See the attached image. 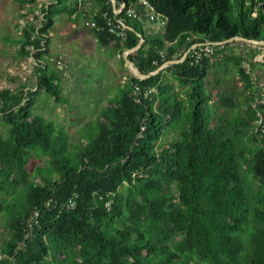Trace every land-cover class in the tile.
<instances>
[{"label":"trees","instance_id":"trees-1","mask_svg":"<svg viewBox=\"0 0 264 264\" xmlns=\"http://www.w3.org/2000/svg\"><path fill=\"white\" fill-rule=\"evenodd\" d=\"M80 1L98 45L112 42L121 55L142 37L127 59L143 75L195 43L264 41V0H145L166 20L155 32L144 31L152 22L138 0H120L114 7L124 4L115 17L126 26L123 39L105 25L104 13L114 17L109 0ZM20 2L22 9L27 0ZM77 2L50 0L40 8V27L27 25L15 40L19 53L36 61L35 87L0 89V215L7 230L0 264H264L262 88L254 96L259 87L237 54L230 58L245 94H213L205 81L212 58L234 40L196 64L189 52L155 75L127 80L98 113L88 140L71 151L67 133H56L32 106L40 92L60 101V77L44 57L46 34L59 14L82 17ZM214 99L234 115H214ZM242 139L250 144L239 146ZM32 160L44 165L30 171Z\"/></svg>","mask_w":264,"mask_h":264},{"label":"rangeland","instance_id":"rangeland-1","mask_svg":"<svg viewBox=\"0 0 264 264\" xmlns=\"http://www.w3.org/2000/svg\"><path fill=\"white\" fill-rule=\"evenodd\" d=\"M49 2L50 0H27L21 9L20 0H0V89L14 90L19 84H25L26 89L35 87L38 76L34 72L36 61L30 54L21 55L19 43L15 40L21 36L22 29L27 25H32L34 30L40 27L43 17L40 8ZM68 2L73 5L75 0ZM85 5L89 6L88 1ZM78 7L83 13L86 11L83 9V4ZM254 14L253 12L252 15ZM73 19L74 13L71 16L67 13L59 14L46 34L49 46L48 53L44 57L47 59V64L55 68L60 77L58 90L60 101L40 92L34 97L32 106L34 114L41 115L55 124L56 133L63 131L67 133L68 150L71 151H75L76 146L88 140L98 113L118 93L121 87L119 81L123 76L125 78L131 76L130 71L118 63L111 47L100 46L97 40L92 46L89 39L85 40L83 32L90 34L92 32L90 28L84 26L80 16L76 20ZM85 19L89 21L87 17ZM235 54L243 57L242 67L251 78L255 79L259 87V90L253 88L254 96L257 97L262 90L261 99L264 102V44H253L239 39L234 40L231 47L212 58L214 66L205 79L211 83V92L239 98L245 94L236 67L230 58ZM210 105L214 115L219 118L229 119L234 115L233 111L219 109L216 99L210 101ZM258 110L259 117H264V108ZM3 132L4 128L0 124V133ZM176 135V132L168 133L165 138L172 139ZM243 144L250 143L242 139L239 146ZM37 163L44 165L42 160H32L29 163V170L33 171ZM0 230H2L0 231V241H2L6 237L7 230L1 215Z\"/></svg>","mask_w":264,"mask_h":264},{"label":"built area","instance_id":"built-area-1","mask_svg":"<svg viewBox=\"0 0 264 264\" xmlns=\"http://www.w3.org/2000/svg\"><path fill=\"white\" fill-rule=\"evenodd\" d=\"M138 1L147 10L146 14L148 16V20L150 22H155L160 28V30H163L165 23H166L165 18L157 16L154 13L153 7L150 6L145 0H138ZM77 3H78V6L81 5L80 0H78ZM123 6H124L123 3H120L119 8L117 9L113 6V14H114L113 18L108 17L107 14L105 13L103 14V19L108 29V32L110 34H113L116 38H120V39H123L125 36L126 26H124L120 18H115V17L122 12ZM126 14L127 16H132V17L136 16V12L133 9H127ZM84 25L90 28L96 27V24L93 20L85 21ZM191 38H194V36H191ZM215 45H219V44L210 43V42L193 44L189 51L191 54L190 64L191 65L196 64L203 56L211 55L215 50V47H214ZM67 203L69 207H73V201L69 200ZM36 216H37V213L34 212L31 220H33ZM29 227H30V224H29ZM0 259H1V256H0Z\"/></svg>","mask_w":264,"mask_h":264},{"label":"water","instance_id":"water-1","mask_svg":"<svg viewBox=\"0 0 264 264\" xmlns=\"http://www.w3.org/2000/svg\"><path fill=\"white\" fill-rule=\"evenodd\" d=\"M109 1L114 6L115 2H119L120 0H109ZM236 39L237 40L239 39V40L247 41V42L253 43V44H260V45L264 44V41L249 40V39H246V38H243V37H234V38L225 40L223 42H218V44L223 45L225 43H230L232 40H236ZM142 43H143V39H142V37H140V40H139L138 44L135 47H133L131 49H127V50L123 51V53H122V59H123V61L125 63V66L128 68V70L131 73V80L133 78H139V79L148 78V77H150L152 75H155L160 70H162L163 68H165L166 66H168L170 64H176V63L182 62L185 59V57L188 55V53L190 51V48H191L190 47L186 52H184L179 60L167 61V62L163 63L160 67H158L156 70L150 72L149 74L143 75V74H141L138 71V69L134 66V64L127 59V55L129 53H132V52L136 51L137 49H139L141 47ZM132 69H134V72L132 71Z\"/></svg>","mask_w":264,"mask_h":264},{"label":"crops","instance_id":"crops-1","mask_svg":"<svg viewBox=\"0 0 264 264\" xmlns=\"http://www.w3.org/2000/svg\"><path fill=\"white\" fill-rule=\"evenodd\" d=\"M81 11V10H80ZM81 13H82V17H81V19H82V22H85V21H87L86 19H85V12L83 13L82 11H81ZM84 17V18H83ZM74 18H75V14H74ZM78 18V17H77ZM76 18V19H77ZM75 19V20H76ZM74 20V19H73ZM90 20V19H89ZM149 21V20H148ZM75 22V21H74ZM150 22V21H149ZM85 26V25H84ZM87 27V26H86ZM88 28H90V27H88ZM91 29V34L88 32V33H86V32H83L85 35V40L87 41L88 39H89V41H91L92 42V46H94V43L96 42V37H95V34H94V32H93V28H90ZM160 30V28L158 27V25L155 23V22H152V23H149V24H147L146 26H144V31L145 32H155V31H159ZM82 35V34H81ZM83 37V36H82ZM139 37H141L140 35H139ZM108 47H111L112 48V53H113V55H114V57L116 58V60L117 61H119L118 63L120 64L121 62H120V56L122 57V53H121V55L119 54V50L115 47V45L111 42V43H109V45H108ZM94 49V48H93ZM121 65H122V67L123 68H126V69H128L126 66H125V63H121ZM111 66V65H110ZM112 68V67H111ZM112 69H114V68H112ZM131 74V73H130ZM131 79V76L129 77V78H125V76H123L122 77V80L121 81H119V84H120V86L122 87L126 82H127V80H130ZM124 80H126L125 82H124ZM0 231H2V230H0ZM6 233H7V231H6ZM2 241H3V239H2ZM2 241H0V244L2 243Z\"/></svg>","mask_w":264,"mask_h":264},{"label":"bare ground","instance_id":"bare-ground-1","mask_svg":"<svg viewBox=\"0 0 264 264\" xmlns=\"http://www.w3.org/2000/svg\"><path fill=\"white\" fill-rule=\"evenodd\" d=\"M132 71L134 72V69H132Z\"/></svg>","mask_w":264,"mask_h":264}]
</instances>
